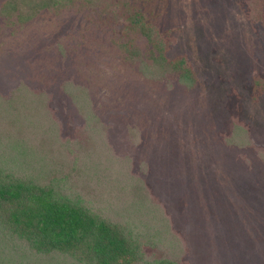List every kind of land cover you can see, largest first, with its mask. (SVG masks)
Instances as JSON below:
<instances>
[{
	"label": "rangeland",
	"instance_id": "obj_1",
	"mask_svg": "<svg viewBox=\"0 0 264 264\" xmlns=\"http://www.w3.org/2000/svg\"><path fill=\"white\" fill-rule=\"evenodd\" d=\"M239 2L154 0L150 6L176 41L170 57L186 54L202 78L205 70L230 76L247 65L259 69L258 58L264 65V41ZM118 13V23L114 16L109 21L115 38L123 26ZM93 18L99 20L91 10L64 11L40 17L13 39L1 36L0 93L8 95L20 82L44 89L64 123L76 128L82 121L72 105H59L60 85L73 81L86 87L108 132L106 157H98V168L84 171L86 183L73 186L86 205L136 227L165 252L166 239L172 246L177 238L181 264H264V211L247 190L260 181L257 154L221 145L219 134L226 130L213 123L199 92L185 90L171 77L143 76L124 60L111 30ZM259 106L256 113L264 117V103ZM247 160L254 163L251 170ZM252 196L262 197L256 188ZM163 251L146 248L148 254ZM0 264L76 263L64 256H33L0 238Z\"/></svg>",
	"mask_w": 264,
	"mask_h": 264
},
{
	"label": "trees",
	"instance_id": "obj_2",
	"mask_svg": "<svg viewBox=\"0 0 264 264\" xmlns=\"http://www.w3.org/2000/svg\"><path fill=\"white\" fill-rule=\"evenodd\" d=\"M153 2L1 0L0 37L15 38L42 16L49 19L64 11H95L99 20H91L111 30V41L124 60L136 64L146 78L171 77L185 90L199 92L213 123L226 130L219 134V143L229 150L257 154L260 181L249 184L247 190L251 196L254 188L261 193L262 197L250 199L260 200L264 211V117L256 113L264 103L262 60L257 59L259 69L247 65L246 71L239 69L238 75L230 76L205 70L201 78L186 54L170 57L176 41L169 30L160 27L161 14L150 6ZM239 5L263 43L264 0H240ZM116 12L123 22L117 29L119 38H115V26L109 25L112 16L118 23ZM58 100L64 108L73 106L82 126L75 128L71 122L67 126L54 97L44 89L20 82L8 95L0 93V238L24 246L33 256H64L76 264H181L183 246L177 238L172 246L166 239L169 248L165 252L141 237L136 227L97 213L73 189L89 179H83L84 171L99 167L98 157H106L108 132L86 87L63 82ZM246 164L251 170L254 163L247 160ZM260 224L264 227L263 220ZM149 247L164 253L148 254Z\"/></svg>",
	"mask_w": 264,
	"mask_h": 264
}]
</instances>
